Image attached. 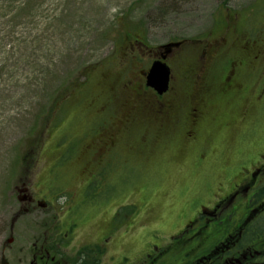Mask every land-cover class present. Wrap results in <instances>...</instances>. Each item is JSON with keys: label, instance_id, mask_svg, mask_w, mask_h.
<instances>
[{"label": "rangeland", "instance_id": "rangeland-1", "mask_svg": "<svg viewBox=\"0 0 264 264\" xmlns=\"http://www.w3.org/2000/svg\"><path fill=\"white\" fill-rule=\"evenodd\" d=\"M18 1L0 0V264H32L42 244L66 264L87 258L78 250L99 237L110 211L122 203L137 201L135 225H148L138 233L142 242L156 229L163 234L183 223L179 208L195 203L199 189L223 174L219 163L210 161L213 152L201 165L195 164L198 158L170 156L131 170L129 179L119 177L122 188L108 186L104 205L90 211L81 206L80 224L67 231L78 195L69 199L60 190L81 189L87 177L81 164L68 159L69 150L74 142L81 150L100 128L104 69L94 68H128L121 54L137 38L160 46L234 38L250 30L264 37V0H27L25 7ZM7 9L15 14L5 16ZM254 131L252 137L260 135ZM224 134L214 141L218 154L227 150ZM249 148L260 151V142ZM24 192L46 206L24 202ZM148 205L155 209L138 214ZM131 209L124 204L120 217ZM118 225L116 220L114 228ZM137 230L131 226L128 234ZM141 243H121L117 250L116 241L108 251L138 256ZM108 255L97 264L106 263Z\"/></svg>", "mask_w": 264, "mask_h": 264}, {"label": "flooded vegetation", "instance_id": "flooded-vegetation-1", "mask_svg": "<svg viewBox=\"0 0 264 264\" xmlns=\"http://www.w3.org/2000/svg\"><path fill=\"white\" fill-rule=\"evenodd\" d=\"M250 31L207 42L185 39L168 51L137 38L121 54L128 68H94L104 69L100 128L81 150H75L77 142L69 150L68 159L81 164L87 177L82 190H60L69 199L78 195L70 205L73 218L67 231L80 224L81 206L90 211L104 205L110 184L119 190V177L129 179L131 170L148 168L155 159L198 158L195 164L201 165L213 152L210 161H217L223 174L199 189L195 203L186 202L179 208L183 223L163 234L156 229L150 241L142 242V234L138 236L148 225H135L137 201L119 204L112 211L108 207L106 229L82 247L85 251L78 250L79 254L86 252L87 258H74L72 264H97L116 241L117 250L121 243L142 242L145 247L133 257L115 251L100 264H264V123L260 121L264 37ZM158 60L170 67L168 89L162 93L148 84L150 67ZM256 128L260 140L252 137ZM223 133H228V151L218 154L214 141ZM258 142L260 151H251L249 147ZM20 197L26 203L37 201L46 206L32 193ZM124 204L132 209L123 218ZM154 209L148 205L138 214ZM116 220L120 221L117 229ZM131 226L138 230L129 235ZM31 263L66 264L51 256L45 244L39 246Z\"/></svg>", "mask_w": 264, "mask_h": 264}, {"label": "water", "instance_id": "water-1", "mask_svg": "<svg viewBox=\"0 0 264 264\" xmlns=\"http://www.w3.org/2000/svg\"><path fill=\"white\" fill-rule=\"evenodd\" d=\"M179 42H169L162 45L167 51L179 46ZM170 80V67L163 61H154L148 73V84L154 86L160 93L168 89Z\"/></svg>", "mask_w": 264, "mask_h": 264}, {"label": "trees", "instance_id": "trees-1", "mask_svg": "<svg viewBox=\"0 0 264 264\" xmlns=\"http://www.w3.org/2000/svg\"><path fill=\"white\" fill-rule=\"evenodd\" d=\"M31 1V0H30ZM29 1V2H30ZM27 0H19L18 1V7H25L28 3H29ZM14 9H15V6H14ZM8 11V12H7ZM3 14H5V16H11V15H14L15 14V11H12V10H6V12L5 11H3ZM236 15V14H235ZM235 17V16H234ZM8 22V21H7ZM135 25H137L138 26V24H135ZM119 33V32H118ZM117 35V34H116ZM83 84H84V82H83ZM82 83L81 84H79L80 86L79 87H81L82 85H83ZM76 89V88H75ZM69 94V93H68ZM76 143V142H75ZM74 143V144H75Z\"/></svg>", "mask_w": 264, "mask_h": 264}]
</instances>
